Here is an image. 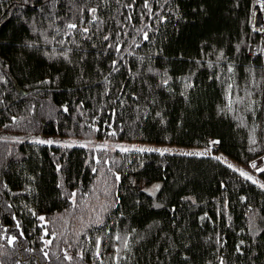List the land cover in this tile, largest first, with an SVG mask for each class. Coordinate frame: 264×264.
<instances>
[{
    "label": "trees",
    "instance_id": "1",
    "mask_svg": "<svg viewBox=\"0 0 264 264\" xmlns=\"http://www.w3.org/2000/svg\"><path fill=\"white\" fill-rule=\"evenodd\" d=\"M255 2L0 0V264H264Z\"/></svg>",
    "mask_w": 264,
    "mask_h": 264
},
{
    "label": "rangeland",
    "instance_id": "2",
    "mask_svg": "<svg viewBox=\"0 0 264 264\" xmlns=\"http://www.w3.org/2000/svg\"><path fill=\"white\" fill-rule=\"evenodd\" d=\"M14 133L6 132L3 130H0V136H14ZM38 138L42 140H51L54 143H61V144H87L89 143L88 140L82 139V138H76L71 136H47V135H39ZM93 145L100 148H143V149H157V150H168V151H178V152H211L213 148L210 147H193V146H184V145H177V144H157V143H144L139 141H127V140H93ZM222 159L226 161L227 163L231 164L235 168L239 169L240 171H243L247 173L249 176L257 180L258 182H261L264 185V180H262L259 176L256 175L255 171H251L248 168H245L240 163H238L233 158L225 155L220 154Z\"/></svg>",
    "mask_w": 264,
    "mask_h": 264
},
{
    "label": "built area",
    "instance_id": "3",
    "mask_svg": "<svg viewBox=\"0 0 264 264\" xmlns=\"http://www.w3.org/2000/svg\"><path fill=\"white\" fill-rule=\"evenodd\" d=\"M253 29L259 33L261 38L262 45L264 47V0H256L253 7ZM258 49L257 42L253 41L250 44L249 52L252 55H255ZM214 147H217L218 144L214 143Z\"/></svg>",
    "mask_w": 264,
    "mask_h": 264
},
{
    "label": "snow or ice",
    "instance_id": "4",
    "mask_svg": "<svg viewBox=\"0 0 264 264\" xmlns=\"http://www.w3.org/2000/svg\"><path fill=\"white\" fill-rule=\"evenodd\" d=\"M91 11H93V12H95V9H92ZM69 27H71V28H75L76 27V25H69ZM85 31H87V29H85ZM107 39V38H106ZM114 134V133H113ZM39 143H42V144H44V143H47V144H52V143H54L53 141H51V140H49V141H43V140H41V141H38ZM215 143V142H214ZM70 146V145H69ZM123 151H128V149H122ZM137 151H141V152H143V151H160V150H157V149H143V148H141V149H137ZM166 151V150H165ZM161 154H163V152H161ZM217 159H219L218 157H217ZM228 167L229 168H232L233 166L231 165V164H229L228 165ZM252 167L253 168H255L256 167V165H255V163H253V165H252ZM259 171H264V169H259ZM240 175H242V176H245L247 179H249V180H252V177L251 176H249L247 173H245V172H243V171H241L240 172ZM118 178V177H117ZM253 183H255V181H253ZM156 187H159V186H156ZM261 187H264V185H261ZM41 219H44L43 217H41Z\"/></svg>",
    "mask_w": 264,
    "mask_h": 264
}]
</instances>
